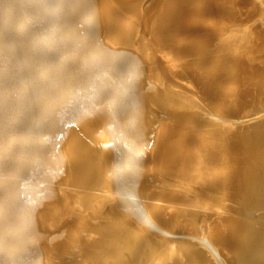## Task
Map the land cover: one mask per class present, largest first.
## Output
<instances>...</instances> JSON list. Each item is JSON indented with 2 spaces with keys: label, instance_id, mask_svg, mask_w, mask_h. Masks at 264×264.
<instances>
[{
  "label": "bare ground",
  "instance_id": "6f19581e",
  "mask_svg": "<svg viewBox=\"0 0 264 264\" xmlns=\"http://www.w3.org/2000/svg\"><path fill=\"white\" fill-rule=\"evenodd\" d=\"M0 264H264V0H0Z\"/></svg>",
  "mask_w": 264,
  "mask_h": 264
}]
</instances>
